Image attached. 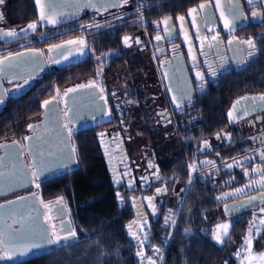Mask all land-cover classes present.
<instances>
[{
  "label": "flooded vegetation",
  "instance_id": "af4514ba",
  "mask_svg": "<svg viewBox=\"0 0 264 264\" xmlns=\"http://www.w3.org/2000/svg\"><path fill=\"white\" fill-rule=\"evenodd\" d=\"M27 1L32 14L16 25L5 14L13 0L0 2V46L36 38L6 55L36 48L48 57L52 45L68 41L78 56L50 65L48 73L65 69L70 78L48 92L16 141L30 167L37 135L63 128L77 167L45 180L31 170L29 186L0 194V205L19 198L28 217L11 213L0 223V264L79 242L70 186L90 158L99 167L96 188L108 189L119 211L129 208L133 239H145L159 219L171 227L200 196L222 200L231 218L264 205V0ZM35 79L6 87L16 96ZM44 108L52 109L48 129ZM14 219L12 228L27 227L16 245L6 234Z\"/></svg>",
  "mask_w": 264,
  "mask_h": 264
},
{
  "label": "trees",
  "instance_id": "16d2710c",
  "mask_svg": "<svg viewBox=\"0 0 264 264\" xmlns=\"http://www.w3.org/2000/svg\"><path fill=\"white\" fill-rule=\"evenodd\" d=\"M27 0H13L5 9L9 25L21 23L31 16ZM41 43L29 46L38 47ZM8 45H1L5 47ZM105 46V45H104ZM16 49L0 52V56ZM5 54V55H4ZM81 68L71 71V77L81 79ZM46 73L35 79L16 96L8 98L0 109V143L18 140L28 120L41 111V102L53 88L62 89L70 78L65 69ZM80 146V145H79ZM81 152V146L78 147ZM89 159L82 161L80 177L72 179L71 196L76 199L72 216L79 242L52 254L13 264H238L244 248V237L250 223V210L232 217L227 235L217 244L211 234L214 225L225 215L222 200L200 196L188 202L181 216L171 227L157 220L150 223L145 239L131 238L126 228L129 208L117 209L108 189L96 188L99 167ZM67 190V189H66ZM65 190V191H66ZM69 193V189L67 190ZM264 207V205H263ZM251 250L264 251V227L254 232Z\"/></svg>",
  "mask_w": 264,
  "mask_h": 264
},
{
  "label": "water",
  "instance_id": "95a60500",
  "mask_svg": "<svg viewBox=\"0 0 264 264\" xmlns=\"http://www.w3.org/2000/svg\"><path fill=\"white\" fill-rule=\"evenodd\" d=\"M1 30V29H0ZM3 34V31H0ZM69 42H61L52 45L48 57H45L40 49L26 48L5 56L0 57V109L11 95V91L6 87V84H12L19 81L35 79L48 72L50 65L58 62L66 63L70 57L78 56L71 55L68 51ZM71 47V45H70ZM80 54V52H78ZM63 58V59H62ZM62 59V60H61ZM77 92V91H75ZM54 113L59 115L58 107H54ZM42 117L45 120V129L52 119V109L44 108ZM56 126V125H55ZM89 126L83 125L75 130H83ZM41 142L39 148L31 154V166H27L22 158V146L16 140H10L0 143V194L10 193L21 189L31 184L30 171L33 170L38 179L45 180L73 171L77 167L76 156L71 145L69 136L63 128L54 131L43 132L37 135ZM61 144L58 148L57 145ZM7 168L6 171L3 169ZM20 199L6 201L0 205V223L3 224L13 213L16 217L24 218V213L19 211ZM37 213V210L35 209ZM31 216L28 222L33 225L38 224L36 213ZM28 218V217H27ZM24 218V219H27ZM17 219L7 223V235L9 243L16 245L14 237L18 232H23L27 229L26 226L12 228L16 224ZM30 243V240H24ZM22 258H14L7 261L5 264H13L20 262Z\"/></svg>",
  "mask_w": 264,
  "mask_h": 264
},
{
  "label": "rangeland",
  "instance_id": "374dc122",
  "mask_svg": "<svg viewBox=\"0 0 264 264\" xmlns=\"http://www.w3.org/2000/svg\"><path fill=\"white\" fill-rule=\"evenodd\" d=\"M35 39H29V40H25L24 42H21L17 45H9L5 46V47H0V52L3 51H7L9 49H16L17 47L23 46V45H27L30 42L35 41ZM250 223H249V228L248 231L244 237V248L242 250V255L240 258V262L238 264H264V251L261 253H254L251 250V244H252V238H253V233L257 232L258 230H260L262 227H264V207L263 206H259L256 208H252L250 211ZM232 223V218L231 217H226L225 219L219 220L213 228L212 234H211V238L217 243H218L215 239L214 236L218 233L221 234V240L223 241V238L225 237V235H223V226L227 225V233L229 231L230 225Z\"/></svg>",
  "mask_w": 264,
  "mask_h": 264
},
{
  "label": "snow or ice",
  "instance_id": "6c2138e0",
  "mask_svg": "<svg viewBox=\"0 0 264 264\" xmlns=\"http://www.w3.org/2000/svg\"><path fill=\"white\" fill-rule=\"evenodd\" d=\"M0 2H2V0H0ZM38 2H39V0H38ZM125 2H126V0H125ZM205 5H203V4H201L200 5V9L201 10H204L205 9ZM193 12H195V9H193L192 10ZM255 15V14H254ZM44 18H50V16L49 17H44V16H42V19H44ZM182 19V18H181ZM30 28H35V25H30L29 26ZM8 35H10V36H14V35H16L15 33H8ZM157 39H159V37L157 38ZM213 39H215V37H213ZM73 43H76V42H73ZM79 43H83L82 41L81 42H79ZM249 43H251V42H249ZM50 102H45V105L47 106L48 104H49ZM239 103V102H238ZM230 116H231V113L229 114ZM261 159H264V156H262L261 157ZM227 228H228V226L227 225H224L223 226V235H227ZM71 235H75V233H71ZM214 239L218 242V243H220V242H222V240H221V234L219 233V231H218V233L214 236Z\"/></svg>",
  "mask_w": 264,
  "mask_h": 264
}]
</instances>
